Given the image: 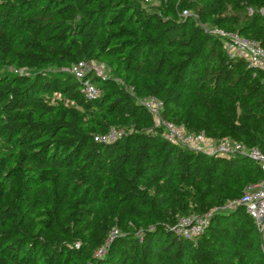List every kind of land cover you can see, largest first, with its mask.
Returning a JSON list of instances; mask_svg holds the SVG:
<instances>
[{
  "label": "trees",
  "instance_id": "obj_1",
  "mask_svg": "<svg viewBox=\"0 0 264 264\" xmlns=\"http://www.w3.org/2000/svg\"><path fill=\"white\" fill-rule=\"evenodd\" d=\"M159 2L0 0V264H264L242 206L211 213L195 239L174 228L178 215L238 198L259 166L167 141L138 102L155 95L167 120L264 152L262 71L179 16L190 9L264 46V0ZM78 60L110 68L86 75L101 89L93 99L63 70ZM111 127L121 136L94 139Z\"/></svg>",
  "mask_w": 264,
  "mask_h": 264
},
{
  "label": "built area",
  "instance_id": "obj_2",
  "mask_svg": "<svg viewBox=\"0 0 264 264\" xmlns=\"http://www.w3.org/2000/svg\"><path fill=\"white\" fill-rule=\"evenodd\" d=\"M144 3H151L153 0H142ZM264 13V8H261ZM187 14V10H183ZM218 36L223 35L226 41V53L229 57L238 56L243 58L248 66L257 68L263 73L264 82V46L256 40L241 35L239 32H227L216 30ZM88 61L78 60L69 66V72L81 80L80 92L88 99H93L99 95V88L86 75L89 71ZM256 73H253L255 76ZM61 94L54 92L50 100L60 99ZM153 119L155 131H159L161 136L167 141L180 147L190 150H197L210 155L232 156L236 154L245 155L256 163L261 172V178L243 190L242 194L228 203V208L237 206L244 207L250 216L254 226L259 233H264V152L258 147L247 146L240 143H232L229 139H221L209 151L205 150L207 138L204 131H189L183 124L174 123L162 116L163 102L155 95H148L138 99ZM123 133V129L111 127L107 132L94 136L95 140L110 142L117 139ZM212 211L204 214L183 215L178 219L174 228L183 236L195 239L201 235L209 222ZM192 215V216H191ZM112 233V232H111ZM114 235L111 234V237ZM110 237V238H111ZM109 238V239H110Z\"/></svg>",
  "mask_w": 264,
  "mask_h": 264
},
{
  "label": "rangeland",
  "instance_id": "obj_3",
  "mask_svg": "<svg viewBox=\"0 0 264 264\" xmlns=\"http://www.w3.org/2000/svg\"><path fill=\"white\" fill-rule=\"evenodd\" d=\"M160 2L159 0H154L151 4H147V5H143V7L146 9V10H153L154 8H157L158 6H160ZM167 4H169L167 2ZM228 9L230 11V13L235 16V12L232 11L231 9V6L228 5ZM183 10H187V14H183ZM180 13H179V16L181 17H184V16H191L193 17L197 24L202 27L204 30H207V31H210V32H213L214 34H216V30H224V31H227V32H239L237 29H231V28H225L223 26H215V25H211L209 22L205 21L204 19H201L199 17V15L195 12H193L192 10L190 9H183ZM262 14H264L262 12V10L260 9L259 10ZM245 14L247 16L251 15L252 12H253V8L252 7H246L245 8ZM237 16H241L239 13ZM241 34V33H240ZM217 35V34H216ZM242 35V34H241ZM244 36V35H243ZM219 38H221V40L223 41V47L224 49L226 48V41H225V37L223 35H219ZM251 38V37H249ZM253 39V38H251ZM255 40V39H254ZM259 44H261V42L259 40H256ZM226 51V49H225ZM87 65H88V68H89V71H92L98 78H100L101 80L103 79H108L111 76V71H110V68L103 62H99V61H94V60H89L87 62ZM47 70L48 69H53L51 66L47 67L46 68ZM69 67H64L63 70H68ZM4 71L6 73H9V74H24V75H31L35 72V69L33 68H27V67H23V66H17V65H14V64H7L6 68L4 69ZM114 82L115 83H118V84H121V80L118 79V78H115L114 79ZM96 85V84H95ZM99 88V87H98ZM130 88V87H129ZM99 94H101V89L99 88ZM181 124H183L186 128L187 127V124H185L184 122H181ZM119 129H124V127H120ZM189 129V128H188ZM190 130V129H189ZM205 135H206V138H207V144H206V149L207 151L210 150V148L212 146H214L219 140L221 139H229L232 143H240L241 141H238L236 137L232 136L229 132H226L225 130L221 131V133L217 136V135H214V134H207L205 132ZM194 151H197V150H194ZM206 154H209L210 153H206ZM233 199H236V198H230L228 199L227 201L223 202V203H220V204H217V205H213L211 206L208 211H212V212H219V211H225V210H230L228 208V203L233 200ZM193 216H194V213H191ZM185 215V214H184ZM191 215V216H192ZM183 215H178L177 217V221L180 217H182ZM176 221V222H177ZM140 231L141 228L137 229V231ZM121 231L118 229V228H115L111 234H116V233H120ZM260 236H261V250L263 252V255H264V233H260Z\"/></svg>",
  "mask_w": 264,
  "mask_h": 264
}]
</instances>
